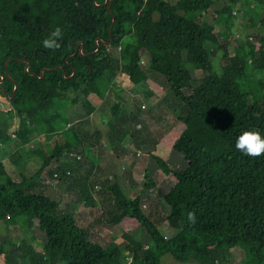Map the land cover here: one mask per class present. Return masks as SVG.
<instances>
[{
	"label": "trees",
	"instance_id": "16d2710c",
	"mask_svg": "<svg viewBox=\"0 0 264 264\" xmlns=\"http://www.w3.org/2000/svg\"><path fill=\"white\" fill-rule=\"evenodd\" d=\"M212 10L215 25L204 16ZM236 11L246 39L234 33ZM57 27L60 48H44ZM77 49L82 54L70 58ZM148 71L166 78L180 113L147 152L143 188L133 197L117 174H101L105 132L79 133L77 124L94 121L96 102L113 95L108 137L116 156L128 154L133 114L123 93L131 85L135 103L153 98ZM0 81L7 93L1 96L15 92L7 113L20 119V141L36 133L53 143L48 151L35 141L30 155L42 163L19 179L0 161L3 264H162L165 256L180 264H232L236 248L245 253L240 264H264V155L235 147L244 131L264 137V0H0ZM10 139L0 128V143ZM157 171L173 185L147 214L143 201L157 188ZM55 181L68 184L67 195L58 198ZM76 196L78 204L103 208L98 221L120 226L122 244L93 241L75 213L61 211ZM11 227L20 238L10 237Z\"/></svg>",
	"mask_w": 264,
	"mask_h": 264
},
{
	"label": "rangeland",
	"instance_id": "374dc122",
	"mask_svg": "<svg viewBox=\"0 0 264 264\" xmlns=\"http://www.w3.org/2000/svg\"><path fill=\"white\" fill-rule=\"evenodd\" d=\"M169 1L175 4L177 3L178 0H169ZM213 11L214 10H212L209 15H204V16L208 20H210L212 24L215 25V19L213 18V13H214ZM236 17L237 20L234 28V33L237 34V37L246 39L248 35V31H246L245 27L243 26L245 20L244 18H242V16H240L238 12L236 14ZM215 27L217 32H220L221 28L218 26ZM257 35H258L257 32L253 34V36H257ZM112 51H114V49H112L111 52ZM216 59H219V57L217 56ZM148 73H149L150 86L152 90L156 92L157 98L155 99L157 100L153 99V101L151 100L147 101L141 97L138 98L135 103L133 96L129 92L130 87H132L131 85H129V87H127V89L125 90V93H123L124 98L128 100L127 101L128 113L133 114V119L126 126L127 130L129 129L130 134L127 136L126 141L124 142L125 146L123 145L125 150H128L130 152L128 154L121 155L122 161L120 163H116V157H115L116 155L112 152L113 146L107 135L109 131L108 121L111 116L110 105L111 102L114 101L115 99L113 98V95L111 96V99L108 98L106 101L98 100V102H96L98 110L93 115L94 121H92V119L85 120L82 122H78L77 124V129L79 130V133H86L88 131L90 132L92 131L91 129L92 127L102 130L106 133L105 138H103L102 140V148L104 151L102 154V157H104L102 158L103 159L102 165L103 168L105 167L107 168L105 170V173L104 171H102L101 174H103V177L108 178L109 176H112L113 178L116 174V171H118L116 176L121 177L120 183L123 185L126 192L133 197L138 195L143 188L142 179L144 177L145 169L147 167V162L149 158L147 152L153 148V142L155 141V139L161 138L164 132L166 131L168 132L169 130L171 131L174 127L177 126L178 119L176 115L180 113V108L173 103L175 99L170 91L166 78L163 75L157 73L152 74L149 71ZM124 77L125 74H123V72L120 73L117 78V83L118 84L122 83ZM162 101H164L165 104H163ZM176 102L178 103V101ZM151 103H154V105H158L157 103H159L157 107L162 106L160 111L163 109V107L165 108V106L168 108L167 110L168 112L163 119H159V121L150 120L151 118L149 114H152L154 109ZM135 105H137L138 109L137 107H135ZM142 105L148 107V111L140 110L141 109L140 107ZM9 110H11L9 99L0 95V128H2L4 133L8 134L9 137L11 138L8 141V145L4 147L0 146V158L3 160L5 159L4 162L7 165L8 172L10 173V175H12L16 179H19L21 176L20 173L23 172V169L21 167V164L23 163L22 159L27 158L26 152L28 149H31L33 145H35V141H39V143H42L48 151L52 150L53 143L47 141L46 139L42 142V138L40 136H36V133H33L32 135L33 139L31 142L27 144L22 143L18 135L16 134V130L19 128L20 125V119L15 113L9 115L7 113V111ZM156 112L157 111H155V113ZM157 113H159V111ZM149 126H151V128H149ZM147 130L149 131V134H151V138L155 137L154 141H152V139L150 138L148 140H145V135L143 134V140L145 141L140 142V140L137 138L139 131L141 133L143 132L147 133ZM38 134L41 135L39 132ZM12 135H15V138H12ZM32 142L33 144L31 145L30 143ZM113 145L114 147L115 146L117 147L118 144L114 143ZM131 146L132 147L139 146L141 150H138L136 152L132 151L128 148ZM138 152L140 153V155L136 156ZM19 156L22 157L21 160ZM35 159L38 165H41L42 162L40 158L36 157ZM178 160L180 159H177L178 162L177 164L182 165V160L180 161ZM14 163L16 165H14ZM34 164L35 165L31 166L33 172L34 169L35 170L37 169L36 163ZM110 166L111 169H113V171H110L111 170L109 169ZM122 167H124V170L121 171ZM153 176L155 183L157 184V188L152 194L148 196L146 200L143 201V209L147 214L151 212L152 213L155 212L154 209L155 207H157L158 198H160V196H162L164 192H167L173 185L172 180L169 177L163 175V173H161L160 171H157ZM54 184H56L55 187L60 186V184L57 181H55ZM101 187L102 186L99 184L98 188L97 189L95 188V193L98 198H100ZM67 194L68 193L63 192L60 189V191L58 192V198H60L61 196H65ZM78 198L79 196H76L74 198L72 197L71 199L73 200H71V205L69 207H61V211L74 213L71 211L77 209L79 212L77 213V215L75 214V217L78 220V224L92 231L93 241H96L105 247L114 241L117 242L118 244H122L123 242H121V238H122L123 230L121 229L120 226L110 227V225L98 221L103 213V208L101 206H98L96 208H89L86 205H84L83 207L82 204L76 203ZM1 230L2 231H0V243L4 241L3 236L7 235L6 234L7 227L2 224ZM21 234L22 233L18 228L11 227L9 233L10 237L20 238ZM35 235L39 238V240L40 238L43 239V235L40 234L39 232H36ZM166 235L168 237H171L174 235V233L172 231L167 230ZM7 247H9V245ZM37 248L38 250L40 249V247ZM244 257H245L244 251L240 248H236L231 252V263L240 264L243 261ZM0 260H1V264H3V258H0ZM162 264H180V263H177L175 260H173L171 256H165L163 258Z\"/></svg>",
	"mask_w": 264,
	"mask_h": 264
},
{
	"label": "clouds",
	"instance_id": "9594fccd",
	"mask_svg": "<svg viewBox=\"0 0 264 264\" xmlns=\"http://www.w3.org/2000/svg\"><path fill=\"white\" fill-rule=\"evenodd\" d=\"M63 32L60 27L55 28L49 36L43 40V47L56 50L60 48L58 41L62 40ZM235 147L243 154L251 157H259L264 155V137L261 136L259 131H244L236 140ZM195 214H188V221L195 223Z\"/></svg>",
	"mask_w": 264,
	"mask_h": 264
},
{
	"label": "crops",
	"instance_id": "0c3cea01",
	"mask_svg": "<svg viewBox=\"0 0 264 264\" xmlns=\"http://www.w3.org/2000/svg\"><path fill=\"white\" fill-rule=\"evenodd\" d=\"M148 84H149V86H150V82H149V80H148ZM151 87V86H150ZM156 93V92H155ZM155 98H157V94L153 97V98H151L150 100L151 101H153V99H155ZM155 100H157V99H155ZM156 102V101H155ZM163 102V104H165L164 103V101H162ZM158 105H159V103H157ZM151 105H152V107L154 108L153 109V112H152V114H149V116H150V120H158L159 121V119H163L164 117H165V115L167 114V110H168V108L165 106V108L163 107V109L160 111V109H161V107L162 106H160V107H157L158 105H154V103H151ZM143 106V105H142ZM145 106V105H144ZM142 111H148V107H146L145 109H143ZM155 111H159V113H155ZM155 121V122H156ZM157 123H159V122H157ZM99 128V127H98ZM149 128H151V126H149ZM163 128V127H162ZM148 130H150V129H148ZM147 130V133H141L140 131H139V133H138V139L140 140V142L141 141H145V140H148L149 138L150 139H152V141H154V138L155 137H152L151 138V134H149V131ZM170 131V130H169ZM168 131V132H169ZM109 132V131H108ZM167 131L166 132H164V134L161 136V137H163V136H165L167 133H168ZM143 134L145 135V140H143ZM107 135H108V133H107ZM14 135H12V138H15V137H13ZM105 136H106V133H105ZM105 136H104V138H105ZM136 138V139H137ZM156 140H158V139H155V141ZM154 141V142H155ZM153 142V143H154ZM0 146H6V145H3V144H1L0 143ZM124 146H125V144H124ZM129 149H131V150H134V147H128ZM100 150L102 151V154H103V148H100ZM30 152H32V150L31 149H28L27 150V152H26V154H27V158L25 159V158H23L22 159V157H20V160L22 159V161H23V163L21 164V167H22V169H23V172H27V171H29V172H31V174H32V172H33V169L31 168V166L32 165H35L34 163H36V167H37V169H38V167L40 166V165H38V163H37V161H36V157L37 156H31L30 155ZM15 154V153H14ZM116 157V163H120L121 161H122V158L121 157H118V156H115ZM39 158V157H38ZM102 158H104V157H102ZM101 158V163H100V166L103 168V165H102V162H103V159ZM5 160V159H4ZM4 160L3 159H1L0 158V161H3V163H5L4 162ZM114 164V163H113ZM112 164V165H113ZM7 166V165H6ZM107 167H105V169H106ZM8 169V168H7ZM36 169V170H37ZM109 169H111V166L109 167ZM35 169H34V171H36ZM122 170H124V167H122V169H121V171ZM110 171H113V169H111ZM118 173V171H116V174ZM115 174V175H116ZM108 178H112V176H109ZM56 185V184H55ZM60 189H61V191H63V192H66V193H68V191H69V186H68V184L67 185H62V186H57L56 187V190H57V192H59L60 191ZM82 206L84 207V204H82ZM71 212H74L76 215H77V213L79 212L77 209H74V210H72ZM1 226H2V224L0 225V228H1ZM0 264H1V260H0Z\"/></svg>",
	"mask_w": 264,
	"mask_h": 264
},
{
	"label": "water",
	"instance_id": "95a60500",
	"mask_svg": "<svg viewBox=\"0 0 264 264\" xmlns=\"http://www.w3.org/2000/svg\"><path fill=\"white\" fill-rule=\"evenodd\" d=\"M108 1H109V0H106V3H107ZM111 4H112V3H111ZM111 4H110V6H109V11H111ZM114 24H115V17L113 16V23H112L111 29L113 28ZM99 41H100V39H98L97 42H99ZM97 45H98V43H97ZM104 45H105V47H111V46L113 45V41L111 40L109 43H104ZM98 50H99V48H98ZM79 52L82 54V49H81V50L77 49V51H76V52H75L70 58H73V57L76 56ZM28 68H29V64H28V67H27V71H28ZM48 70H49V69H44V70H43V72H42V77H43V75H44V72H46V71H48ZM2 80H4V77L2 78ZM1 83H2V81H0V84H1ZM17 87H18V85L15 84V91L17 90ZM0 91L3 92V93L7 96V93H6L3 89L0 88ZM14 96H15V92L13 93V97H11V98L9 99L10 102L14 99Z\"/></svg>",
	"mask_w": 264,
	"mask_h": 264
},
{
	"label": "built area",
	"instance_id": "2783aa9c",
	"mask_svg": "<svg viewBox=\"0 0 264 264\" xmlns=\"http://www.w3.org/2000/svg\"><path fill=\"white\" fill-rule=\"evenodd\" d=\"M234 14L236 15L237 13L235 12ZM120 52H121V47H118L117 50H115V53L119 55ZM145 108H146V106H143V109H145ZM13 137H15V136H13ZM138 155H140V153H139ZM78 159H80V157H78ZM69 173H70V172H68V174H69Z\"/></svg>",
	"mask_w": 264,
	"mask_h": 264
}]
</instances>
